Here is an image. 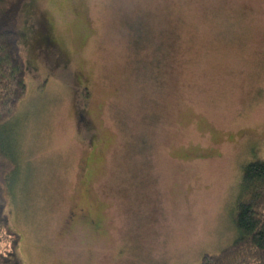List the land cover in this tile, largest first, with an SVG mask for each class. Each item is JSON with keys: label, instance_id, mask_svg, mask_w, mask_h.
<instances>
[{"label": "rangeland", "instance_id": "rangeland-1", "mask_svg": "<svg viewBox=\"0 0 264 264\" xmlns=\"http://www.w3.org/2000/svg\"><path fill=\"white\" fill-rule=\"evenodd\" d=\"M19 28L1 141L20 263L198 264L231 244L243 164L264 157V0H26Z\"/></svg>", "mask_w": 264, "mask_h": 264}, {"label": "trees", "instance_id": "trees-1", "mask_svg": "<svg viewBox=\"0 0 264 264\" xmlns=\"http://www.w3.org/2000/svg\"><path fill=\"white\" fill-rule=\"evenodd\" d=\"M25 4L26 0H0V235L10 237V249L0 250V264H21L15 252L18 238L8 228L6 211L7 174L15 164L1 137L26 89L19 28ZM239 187L241 197L234 214L238 236L219 252L203 254L198 264H264V157L243 164Z\"/></svg>", "mask_w": 264, "mask_h": 264}, {"label": "flooded vegetation", "instance_id": "flooded-vegetation-1", "mask_svg": "<svg viewBox=\"0 0 264 264\" xmlns=\"http://www.w3.org/2000/svg\"><path fill=\"white\" fill-rule=\"evenodd\" d=\"M45 23L47 24L46 30L41 32L40 37L41 40H43V43L46 45V43L48 44L50 41V34L48 33V22L46 21Z\"/></svg>", "mask_w": 264, "mask_h": 264}]
</instances>
